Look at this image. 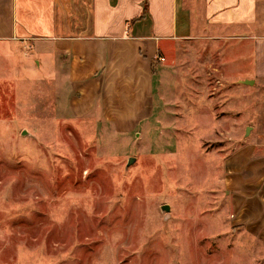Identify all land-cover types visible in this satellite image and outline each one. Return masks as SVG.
Returning a JSON list of instances; mask_svg holds the SVG:
<instances>
[{"label":"rangeland","instance_id":"rangeland-1","mask_svg":"<svg viewBox=\"0 0 264 264\" xmlns=\"http://www.w3.org/2000/svg\"><path fill=\"white\" fill-rule=\"evenodd\" d=\"M245 45L178 41L135 128L59 108L45 80L14 85L0 118V264H264L234 232L223 182L227 154L264 126V88L235 82L249 56L224 53Z\"/></svg>","mask_w":264,"mask_h":264},{"label":"crops","instance_id":"crops-1","mask_svg":"<svg viewBox=\"0 0 264 264\" xmlns=\"http://www.w3.org/2000/svg\"><path fill=\"white\" fill-rule=\"evenodd\" d=\"M203 37L244 39L224 52L250 58L235 82L264 88V0H0V118L13 86L38 79L57 87L59 108L69 100L135 128L155 111L177 42ZM254 116L264 119V106ZM253 128L225 157L223 182L234 232L249 236L264 263V126Z\"/></svg>","mask_w":264,"mask_h":264},{"label":"water","instance_id":"water-1","mask_svg":"<svg viewBox=\"0 0 264 264\" xmlns=\"http://www.w3.org/2000/svg\"><path fill=\"white\" fill-rule=\"evenodd\" d=\"M243 82L244 83H252V80H248V79H246V80H243ZM249 132H250V127H248V130H247V132H246V134H249ZM134 160V158L133 157H130V159H129V164L132 162ZM169 205H167V204H165V205H163L162 206V209L163 210H169Z\"/></svg>","mask_w":264,"mask_h":264}]
</instances>
